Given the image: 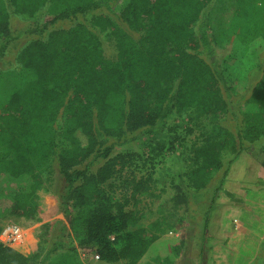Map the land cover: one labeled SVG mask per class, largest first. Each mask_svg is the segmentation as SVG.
Wrapping results in <instances>:
<instances>
[{"label":"trees","instance_id":"obj_1","mask_svg":"<svg viewBox=\"0 0 264 264\" xmlns=\"http://www.w3.org/2000/svg\"><path fill=\"white\" fill-rule=\"evenodd\" d=\"M216 2L0 0V58L22 36H39L20 50L16 69L0 72V264H84L78 248L108 264H137L162 228L135 208L155 197V179L153 171L122 176L138 155L115 151L163 131L171 114L189 108L226 119L192 147L186 190L177 184L172 198L195 219L204 204L199 260L214 264L212 222L231 167L245 144L264 149V0L255 19L248 15L257 0H234L220 30L211 23ZM41 10L51 22L14 26L16 14ZM57 21L73 25L46 34ZM93 27L116 40L115 60ZM233 35L234 48L222 58ZM225 153L233 155L228 162ZM51 157L64 179L59 204L43 174ZM114 177L121 198L108 190ZM255 183L264 188V179ZM58 210L65 221L47 247ZM9 218L39 224L6 244Z\"/></svg>","mask_w":264,"mask_h":264},{"label":"rangeland","instance_id":"obj_2","mask_svg":"<svg viewBox=\"0 0 264 264\" xmlns=\"http://www.w3.org/2000/svg\"><path fill=\"white\" fill-rule=\"evenodd\" d=\"M259 2L260 0H257L248 18L257 17ZM233 9L234 0H217L210 14L212 25L219 30L226 28ZM91 18L90 14L85 19L91 22ZM52 19V16L41 10L33 15L16 14L13 24L16 28L22 29L27 25L48 23ZM72 25L67 21L51 23L46 34L51 30ZM245 26L244 23L243 28ZM93 31L98 34L103 44L105 56L115 60L117 48L113 36L108 31L102 32L96 27H93ZM36 38L39 36L25 35L13 42L4 57L0 58V72L16 69L19 65L20 50ZM235 39L233 35L229 46L220 50L222 58L232 52ZM216 124L224 125L226 119L212 120L205 116L199 117L192 108L185 109L171 114L163 131L143 137L115 151V154L135 152L138 155L135 166L123 172L122 176L132 175L139 178L153 171L155 179V197L141 198L135 208L142 212L146 224L160 220L162 228L158 231V238L137 264H162L165 259H169L173 264H201L199 247L204 204L199 207V215L196 216L198 219H195L185 205L174 206L172 198L176 193L177 184L180 183L186 190L185 174L193 167L192 147L201 142L202 134L212 133ZM261 144H245L246 150L231 167L225 189L221 193L219 212L217 215V212L215 213L212 222L211 233L216 236L211 252L214 264H264V188L258 190L255 188V182L259 178L264 179V167L261 165L264 160V149L261 148ZM232 156L225 153L223 159L228 162ZM43 174L49 190L59 204L64 179L59 173L54 157L47 161ZM119 182L118 177L112 178L109 182L108 190L115 198H121L123 195ZM49 221L52 226L47 247L58 234L65 219L58 210ZM3 222L18 224L23 233L33 230L39 224L38 222L21 224L15 218ZM27 235L28 232L25 236ZM67 241L77 243L73 237L67 238ZM76 253L84 264H108L97 259L92 250L78 248Z\"/></svg>","mask_w":264,"mask_h":264},{"label":"built area","instance_id":"obj_3","mask_svg":"<svg viewBox=\"0 0 264 264\" xmlns=\"http://www.w3.org/2000/svg\"><path fill=\"white\" fill-rule=\"evenodd\" d=\"M23 234L24 233L22 232L18 224L13 222L5 224L2 241L6 244L14 243L19 241L22 238ZM96 258L99 259V256L96 255Z\"/></svg>","mask_w":264,"mask_h":264},{"label":"crops","instance_id":"obj_4","mask_svg":"<svg viewBox=\"0 0 264 264\" xmlns=\"http://www.w3.org/2000/svg\"><path fill=\"white\" fill-rule=\"evenodd\" d=\"M241 157V156H240ZM261 166V165H260ZM263 167V166H262ZM231 173V172H230ZM255 188H257V187H255ZM259 188H257V190H258Z\"/></svg>","mask_w":264,"mask_h":264}]
</instances>
